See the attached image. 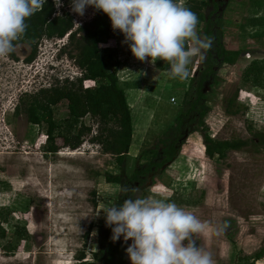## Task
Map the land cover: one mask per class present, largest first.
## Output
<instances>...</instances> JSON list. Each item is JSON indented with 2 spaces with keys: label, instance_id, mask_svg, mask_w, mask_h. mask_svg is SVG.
I'll list each match as a JSON object with an SVG mask.
<instances>
[{
  "label": "rangeland",
  "instance_id": "374dc122",
  "mask_svg": "<svg viewBox=\"0 0 264 264\" xmlns=\"http://www.w3.org/2000/svg\"><path fill=\"white\" fill-rule=\"evenodd\" d=\"M196 1L203 14L205 0ZM62 4L59 10L55 7L56 13L67 12L73 28L92 14L93 6H87L80 16L71 11V0H62ZM263 14L264 0H227L219 17L221 43L242 53L215 72L202 94L207 109L201 123L194 122L174 158L147 185L143 182L131 192L133 198H167L206 221L209 236L198 237L197 243L212 252L216 264H264V151L228 150L222 158H207L202 152L203 134L227 139L247 138L253 129L264 131V86L260 85L264 83V40L259 45L252 35ZM200 28L199 21L197 32ZM65 41L66 34L39 39L29 61L24 60L29 47L23 43L14 44L15 58L0 57V217L5 229L0 238V264H81L75 257L79 250L83 264L97 263L91 253L97 250V228L105 215L102 209L113 202L117 192V184L105 182L102 174L129 176L135 166L152 158L154 137L179 110L195 66L194 56L188 79H170L165 75L170 69L167 62L157 59L153 65L150 58L141 62L121 39L112 40L116 76L132 124L130 155L119 168L110 154L101 153L98 144L88 139L95 132V121L87 115L80 120L91 130L77 147L46 153L42 150L43 124L28 123L22 113H12L23 92L78 74L68 55L71 46L63 45ZM251 60L262 63L260 84L244 83L242 70ZM202 66L199 61L195 70ZM236 86L239 110L228 115L223 111L224 99ZM65 115L64 104L58 103L54 116ZM61 131L68 132L67 126ZM17 226H23L27 236L17 241L13 252L5 253L1 246ZM130 243L120 238L113 256L117 264H131L126 253ZM258 248H263V256L251 260L249 255Z\"/></svg>",
  "mask_w": 264,
  "mask_h": 264
},
{
  "label": "trees",
  "instance_id": "16d2710c",
  "mask_svg": "<svg viewBox=\"0 0 264 264\" xmlns=\"http://www.w3.org/2000/svg\"><path fill=\"white\" fill-rule=\"evenodd\" d=\"M183 4L194 12L201 22L198 35L202 38L211 37L215 41L214 50L219 57L217 66L219 67L222 63L231 65L242 51L236 48H227L221 43L220 19H215L214 33H212L211 22L206 20L200 12V2L187 0ZM26 23L28 24L26 34L22 39L14 42V44L23 43L29 47L28 54L24 58L25 61L31 60L34 56L36 43L39 39L61 38L66 34V41L63 45L71 46L72 52H69L68 55L72 58L78 74L64 78L53 85L39 87L33 92H23L18 96L17 104L14 105L12 113L15 115L22 113L28 123L43 124L42 150L46 153H54L62 147L68 149L77 147L83 136L89 134L91 130L88 124L80 120L87 115L95 121V132L90 134L88 139L98 144L101 153L110 154L119 168H122L128 145L131 144L132 124L130 123L129 108L123 88L119 85L116 76L115 48L112 40L118 37L124 41L123 33L118 29L113 31L108 15L102 10L94 9V7L90 18L73 28L71 16L67 12L62 11L60 15L56 14L54 0H46L43 11L36 12L26 20ZM256 23L257 29L252 32L254 33L252 35L260 45L259 40H264V14L259 15ZM123 44L126 49L130 50L127 43ZM9 56L15 58L13 52ZM198 60L199 57L195 56V65ZM202 65L203 72L210 69L208 56ZM261 71L262 63L259 65L257 61L251 60L250 64L242 70L244 83L260 84ZM83 80H91L93 84L83 86ZM199 82V79L190 78L188 86L183 92L179 110L171 123L154 137L153 147L150 148L153 153L151 159L135 166L129 176L108 172L102 174L105 182L117 184V192L113 197V202L105 208L113 205L119 206L124 199L131 196L130 191L125 193L123 189L129 188L133 180H138V175H144L150 168L156 170L163 163H169L174 158V147L183 117L196 112V122L201 123V118L207 108L203 105ZM260 85L264 86V83ZM237 89V86L234 87L233 91L224 99L223 111L228 115L239 110V105L235 102ZM58 103H63L65 106L66 115L62 118L54 116L55 107ZM64 126H67L68 132L61 131ZM244 148H250L254 152L264 151V131L253 129L247 138L232 137L226 139L202 135V152L207 158L214 155L217 158H222L228 150L234 151ZM157 151L163 155L159 161L155 160ZM140 181L139 179L138 182ZM90 194L93 205L94 192L91 191ZM2 221L3 218L0 217V238L5 236V229L1 226ZM86 235L87 233H85ZM111 235V228L106 226L104 215L97 228V241L103 246V249L97 246V250L91 253L92 258L97 262L96 264H117L113 256L120 239L113 242ZM26 236L25 228L17 226L11 232L10 239L1 246L2 250L5 253L13 252L17 241L26 238ZM262 249H255L249 255L250 259L255 260L262 257ZM75 257L78 263L83 264V260H81L83 258L82 250H79Z\"/></svg>",
  "mask_w": 264,
  "mask_h": 264
},
{
  "label": "clouds",
  "instance_id": "9594fccd",
  "mask_svg": "<svg viewBox=\"0 0 264 264\" xmlns=\"http://www.w3.org/2000/svg\"><path fill=\"white\" fill-rule=\"evenodd\" d=\"M45 3L0 0V57L15 51L14 42L26 34V20L43 11ZM54 6L59 10L62 0H54ZM87 6L108 15L113 31L123 33L122 43L128 44L136 59L150 58L153 65L157 59L167 62L170 69L165 75L170 79H188L192 58L198 56L203 62L213 45L211 37L198 35V17L183 0H71V11L80 16ZM123 191L135 193L137 189L125 187ZM102 210L111 240H131L126 248L131 264H216L212 252L197 243L198 237L208 238V223L167 198L128 196L119 206Z\"/></svg>",
  "mask_w": 264,
  "mask_h": 264
},
{
  "label": "flooded vegetation",
  "instance_id": "af4514ba",
  "mask_svg": "<svg viewBox=\"0 0 264 264\" xmlns=\"http://www.w3.org/2000/svg\"><path fill=\"white\" fill-rule=\"evenodd\" d=\"M226 4H227V0H205V8H204L203 15H204V18L206 20L211 22V25H212L211 26L212 27L211 32L212 33H214V31H213V28L215 27L214 21H215V19L220 17V15L223 11V8L225 7ZM214 46H215V41L213 40V45H212L211 49L208 50L206 53L208 56L209 62H210V69L206 70V72H203V66H202L198 71H196L195 68H196L197 64L199 63V60H198L194 69H193V72L191 74V77H194L195 79L200 80L199 90L202 88V86L204 84L207 85V89L209 88V84L213 80L214 74L219 68L217 66V63L219 61V57L215 53ZM204 92H201V94H203ZM196 119H197V113L196 112H192V113L188 114L187 116H185L181 119V124L179 127L178 136L176 138V144L174 147V153L177 152L181 142L186 138L187 134L192 129V126H193L194 122H196ZM183 135H184V137H183ZM162 158H163V155L160 153V151H157V155L155 156V160L159 161ZM154 171L155 170H153V168H150L147 172H145L144 175L143 174L138 175V178L141 181L138 182L139 179L133 180V182L131 183L129 188H133V187L135 188V187L141 186V184L143 182L144 183L147 182L148 176L150 175V179H151V177L153 176L151 174ZM97 246H99L101 249H103V246L98 241H97Z\"/></svg>",
  "mask_w": 264,
  "mask_h": 264
},
{
  "label": "water",
  "instance_id": "95a60500",
  "mask_svg": "<svg viewBox=\"0 0 264 264\" xmlns=\"http://www.w3.org/2000/svg\"><path fill=\"white\" fill-rule=\"evenodd\" d=\"M206 89H207V85L204 84V85L202 86V88L200 89V91H201V92H204ZM183 137H184V135H183ZM166 164H167V163H163V164H162L157 170H155L151 175H154V174H156L157 172L162 171V170L164 169V167L166 166ZM148 181H150V175L148 176ZM146 183H148V182H146ZM146 183H145V185H147Z\"/></svg>",
  "mask_w": 264,
  "mask_h": 264
},
{
  "label": "built area",
  "instance_id": "2783aa9c",
  "mask_svg": "<svg viewBox=\"0 0 264 264\" xmlns=\"http://www.w3.org/2000/svg\"><path fill=\"white\" fill-rule=\"evenodd\" d=\"M84 81H87V83L84 82ZM92 84H93V81H91V80H83V81H82V85H83V86H89V85H92ZM170 100H172V98H170Z\"/></svg>",
  "mask_w": 264,
  "mask_h": 264
},
{
  "label": "crops",
  "instance_id": "0c3cea01",
  "mask_svg": "<svg viewBox=\"0 0 264 264\" xmlns=\"http://www.w3.org/2000/svg\"><path fill=\"white\" fill-rule=\"evenodd\" d=\"M132 131H133V129H132ZM129 148H130V147H129V145H128V148H127V152H126V156H125V157H127L128 155H130V154H129Z\"/></svg>",
  "mask_w": 264,
  "mask_h": 264
}]
</instances>
